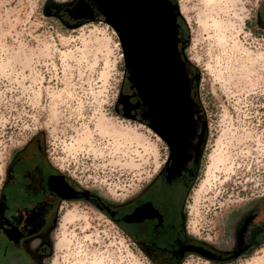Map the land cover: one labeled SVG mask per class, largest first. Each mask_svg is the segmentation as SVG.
<instances>
[{
    "label": "rangeland",
    "instance_id": "1",
    "mask_svg": "<svg viewBox=\"0 0 264 264\" xmlns=\"http://www.w3.org/2000/svg\"><path fill=\"white\" fill-rule=\"evenodd\" d=\"M67 1L0 0V189L12 153L39 138L67 178L121 202L159 170L165 142L121 112L131 83L117 34L103 19L64 23L50 6ZM263 1L174 0L217 159L191 194L196 232L220 236L232 214L264 194ZM59 224L57 243H67L52 264H150L88 202L64 203ZM230 264H264V244Z\"/></svg>",
    "mask_w": 264,
    "mask_h": 264
},
{
    "label": "flooded vegetation",
    "instance_id": "2",
    "mask_svg": "<svg viewBox=\"0 0 264 264\" xmlns=\"http://www.w3.org/2000/svg\"><path fill=\"white\" fill-rule=\"evenodd\" d=\"M50 7L68 25L103 19L91 0H69ZM257 17L264 30V1ZM169 87L174 93L168 102L171 117L163 162L145 186L121 202L82 189L67 178L39 138L12 153L0 189V264L55 263L63 204L79 201L90 203L109 218L150 264H190L192 258L200 260L198 264H230L264 244V194L232 214L220 236L210 229L196 232L191 226V194L203 176L199 187L205 181L211 166L210 131L195 100V86H187L191 112L183 98V85ZM130 90L121 112L149 124L147 105L132 85Z\"/></svg>",
    "mask_w": 264,
    "mask_h": 264
},
{
    "label": "water",
    "instance_id": "3",
    "mask_svg": "<svg viewBox=\"0 0 264 264\" xmlns=\"http://www.w3.org/2000/svg\"><path fill=\"white\" fill-rule=\"evenodd\" d=\"M96 12L103 22L117 34L123 50L125 69L128 80L136 89L138 95L147 105L148 128L167 142L169 134L166 125L168 119L163 110L159 109L161 97L152 95L155 84L154 75L158 69H166L169 74L176 70L184 89V100L192 109V99L189 98V81L185 73V62L178 50V17L179 7L171 0H91ZM182 52V50H181ZM157 58L159 63H155ZM152 66V67H150ZM157 66V68L155 67ZM145 67L152 70V78H146ZM154 67V68H153ZM163 78V74H160ZM151 82V85L149 83ZM161 85V84H159ZM167 84L159 90L166 92ZM163 94V96H164ZM162 105L160 104V107ZM192 117V113L188 118Z\"/></svg>",
    "mask_w": 264,
    "mask_h": 264
},
{
    "label": "bare ground",
    "instance_id": "4",
    "mask_svg": "<svg viewBox=\"0 0 264 264\" xmlns=\"http://www.w3.org/2000/svg\"><path fill=\"white\" fill-rule=\"evenodd\" d=\"M210 1L212 2L213 0H210ZM154 60H155L154 61L155 63H159V60L157 58H155ZM150 67H152V66H150ZM155 67L157 68V66H155ZM165 70L162 69V68L161 69L157 68V75H154V79L153 80H155V84H158V85L155 86L154 90L156 89V91H152V95H154L156 99H157V97H161L162 102L159 103V109L160 110L162 109L163 110L162 113L166 114L167 119H168L166 125L168 127L169 122H170V117H171V115L169 113V111L171 110V106H170V104L168 102L171 101V97L170 96L174 93V90L172 88H170L169 86L183 85V84L181 83L180 77L176 74V70L175 69L172 70V72H170V73H173L172 75L167 73ZM145 71L147 72V74H145V75H147L148 78H146V76H145L144 79L152 78V73L154 71L152 72V70L150 68H148V67H145ZM160 74L164 75L163 78H161ZM163 83H164V85L167 84V86L164 87V88H166L165 89L166 92H165V94L164 93H160L158 95L159 90H161V88L163 87ZM159 84H161V85H159ZM149 85H151V82L149 83ZM175 92H177V91H175ZM182 92H184V90ZM163 94H164V96H163ZM160 104L162 105L161 107H160ZM188 109H189V107H188ZM105 130H106V128H105ZM106 132H104V133H106ZM114 134H116V133H114ZM211 164L214 165V167H216V165H217V159H216L215 155L213 156V154L211 156ZM68 218L70 219V216ZM66 243H67V241L64 239L61 242L59 241L58 245L61 246V245H65Z\"/></svg>",
    "mask_w": 264,
    "mask_h": 264
},
{
    "label": "trees",
    "instance_id": "5",
    "mask_svg": "<svg viewBox=\"0 0 264 264\" xmlns=\"http://www.w3.org/2000/svg\"><path fill=\"white\" fill-rule=\"evenodd\" d=\"M173 3L174 0H171ZM178 50L180 51V55H181V58L183 57L182 56V52L181 50L183 49V47H185L187 45V37H188V32H187V27L186 25L184 24V22L182 21V19L180 17H178ZM185 62V70L187 71L188 73V78H189V84L191 85H194L197 83V80L196 78L193 77V72H192V69L190 68V66H188L187 64V61L182 58ZM141 121V120H140ZM143 122V121H141Z\"/></svg>",
    "mask_w": 264,
    "mask_h": 264
}]
</instances>
